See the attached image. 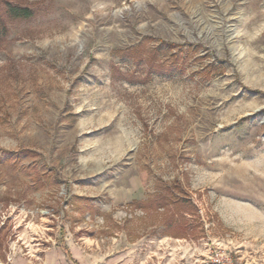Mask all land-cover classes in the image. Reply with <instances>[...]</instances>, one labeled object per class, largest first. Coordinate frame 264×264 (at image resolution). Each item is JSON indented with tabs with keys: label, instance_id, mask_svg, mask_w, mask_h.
Wrapping results in <instances>:
<instances>
[{
	"label": "rangeland",
	"instance_id": "374dc122",
	"mask_svg": "<svg viewBox=\"0 0 264 264\" xmlns=\"http://www.w3.org/2000/svg\"><path fill=\"white\" fill-rule=\"evenodd\" d=\"M1 1L0 255L264 264V0Z\"/></svg>",
	"mask_w": 264,
	"mask_h": 264
},
{
	"label": "trees",
	"instance_id": "16d2710c",
	"mask_svg": "<svg viewBox=\"0 0 264 264\" xmlns=\"http://www.w3.org/2000/svg\"><path fill=\"white\" fill-rule=\"evenodd\" d=\"M12 19H29L33 17V10L27 6L13 5L11 2H2L0 0V41L7 35V20L5 17Z\"/></svg>",
	"mask_w": 264,
	"mask_h": 264
},
{
	"label": "crops",
	"instance_id": "0c3cea01",
	"mask_svg": "<svg viewBox=\"0 0 264 264\" xmlns=\"http://www.w3.org/2000/svg\"><path fill=\"white\" fill-rule=\"evenodd\" d=\"M42 257L35 258L42 260ZM46 257V255H45ZM33 252L25 253L22 252L19 248H16L15 246L9 248L8 250H5V254L0 255V264H52L53 259L51 257L45 258V261L43 260L40 263H37L33 261Z\"/></svg>",
	"mask_w": 264,
	"mask_h": 264
},
{
	"label": "built area",
	"instance_id": "2783aa9c",
	"mask_svg": "<svg viewBox=\"0 0 264 264\" xmlns=\"http://www.w3.org/2000/svg\"><path fill=\"white\" fill-rule=\"evenodd\" d=\"M205 264H234V261L226 248H217L205 260Z\"/></svg>",
	"mask_w": 264,
	"mask_h": 264
}]
</instances>
